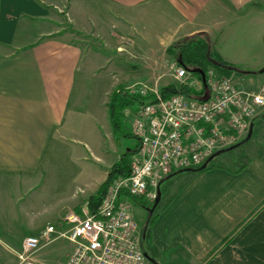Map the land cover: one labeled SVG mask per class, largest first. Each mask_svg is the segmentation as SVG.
I'll return each instance as SVG.
<instances>
[{"label":"crops","instance_id":"1","mask_svg":"<svg viewBox=\"0 0 264 264\" xmlns=\"http://www.w3.org/2000/svg\"><path fill=\"white\" fill-rule=\"evenodd\" d=\"M98 1L118 11L107 30L67 19L75 31L90 32L109 44L119 41L116 50L124 49L129 64L118 79L125 89L143 84L159 90L171 84L166 49L177 41L203 33L216 50L214 35L240 17L256 24L257 41L264 35V0ZM65 2L70 9L71 0H0V179H15L28 189L35 179H100L97 191L120 155L106 166L98 156L87 163L72 146L82 144L90 156L87 140L69 139L77 118L94 102V87L106 78L97 74V54L63 32L59 13ZM131 24L136 25L138 46L145 48L142 59L132 50ZM259 49V65L253 69L264 71V44ZM217 52L223 60L241 64L239 58ZM263 78L264 73L258 80ZM95 104L105 107L103 99ZM134 110L127 108L123 114ZM101 113L89 114L83 135L93 132L101 115L105 128H111L108 108L106 115ZM64 148L70 159L60 162L57 153ZM218 156L203 169L161 182L165 187L159 186L156 218L141 236V241L147 238L154 262L166 256L165 264H264V109L254 119L245 147L217 162ZM94 195L93 189L89 200L71 205L56 226Z\"/></svg>","mask_w":264,"mask_h":264},{"label":"built area","instance_id":"2","mask_svg":"<svg viewBox=\"0 0 264 264\" xmlns=\"http://www.w3.org/2000/svg\"><path fill=\"white\" fill-rule=\"evenodd\" d=\"M169 70L174 82L197 94L177 92L164 99L158 89L132 85L137 86L134 93L152 98L134 110L132 135L137 146L129 175L109 183L93 210L86 202L59 226L49 224L39 236H26L18 264H37L34 254L58 237L68 240L72 251L56 264H148L128 197L154 202L163 180L197 169L216 152L245 139L264 108V83L258 89H244L208 68L203 72L204 86L199 74L176 62L170 63Z\"/></svg>","mask_w":264,"mask_h":264},{"label":"rangeland","instance_id":"3","mask_svg":"<svg viewBox=\"0 0 264 264\" xmlns=\"http://www.w3.org/2000/svg\"><path fill=\"white\" fill-rule=\"evenodd\" d=\"M67 5L65 2L59 13L62 19L63 32L69 33V37L78 41L89 52L97 54L94 58H99L101 64L100 71L97 74L104 75L106 78L103 80V83L100 82V87H94V102L90 104L91 106L89 105L90 107L86 112V109L84 110L88 117H84V113L81 117L77 118L76 129L74 133L69 135L72 136L69 139L72 138L71 141L87 140L86 142L90 148V156L85 152L82 144L76 145L72 143V146L77 149V155L80 157L81 154H84L85 161L91 164L94 162L93 159H96L95 156H98L100 161H103V165L106 166V164L115 162L118 156L127 149L134 148L137 145V139L132 135L134 111H128L123 115L122 132L116 134L113 133L112 127L105 128L102 124L100 121L102 115L99 116L100 119L98 121L94 120L95 128L91 134L83 135L85 133L84 127L86 121L89 122L90 120V113L94 112V115L97 116L102 114L101 112L103 111L106 115V105L109 102L110 95L113 90L122 86L118 79L125 75L122 71L129 66L126 58L127 53L124 49L120 52L116 50V44L119 43L116 39L113 40V43L109 44L90 32L75 31L69 24L68 19L73 17L74 20L88 25L91 30L102 28L107 30L106 28L110 26V20H113L118 11L115 8L105 6L98 0H71L70 9L67 8ZM229 20L231 18L226 21L229 22ZM74 24L77 26L76 22ZM129 26L128 34L132 41H134L132 50L138 55L136 58L142 59L144 55L139 54L140 52L143 54V49L145 48L138 46L140 43L136 35V25L131 24ZM257 28L256 24L246 17H240L230 23L229 26L228 24H224L214 35V41L217 42V51L222 50V54L227 59L238 60L239 58L241 60V64L238 65L240 68H237L234 73L226 77L231 78L234 83L244 89H258L264 83V78L258 80L259 75L264 73V71L260 68L253 69L259 65L260 61L258 59L259 44H264V35L258 41L255 39L257 36L255 34ZM114 31L117 32L118 30L114 29ZM104 57L107 59L104 60ZM171 61L174 62V60ZM144 69L142 67L141 72H144ZM166 74L170 76V70L168 68ZM172 82L177 84V82ZM95 83L98 82L95 81ZM131 86L128 85L127 90L131 93L136 92L137 86ZM149 88L154 89V87ZM98 99H103V103L105 104L104 108L102 105H99V107L96 106L95 103ZM77 126L82 127V130H77ZM246 140L245 138L240 142V144H244L242 145L243 148L245 147ZM241 149L239 147L225 151L216 157L215 161H222L225 157L236 155ZM79 157H77L78 161L81 159ZM68 158L70 159L66 148L57 153L56 159L60 162ZM99 180L35 179L34 183L28 189L24 184L21 185L17 180L15 181V179H0V264H18V254L21 251L22 239L29 235L39 236L47 223H51L54 226L58 225L60 218L69 212L71 205L76 202L84 203L89 200V196L93 194V189L95 193L97 192L95 188L96 182H99ZM164 184L161 183L162 190L165 187ZM135 200V202L128 201L131 205L134 219L139 224V228L142 229L150 221L152 216L156 218L159 203L152 211L148 212V210L138 203L142 201V203L150 207L153 201L151 202L143 197H137ZM141 244L147 258H155V255L149 248L147 238L142 240ZM71 251L72 244L68 240L58 237L41 247L34 254L33 258L37 264H56L64 260ZM165 260H168V257L161 256V259H155V263L148 261V264H165Z\"/></svg>","mask_w":264,"mask_h":264},{"label":"trees","instance_id":"4","mask_svg":"<svg viewBox=\"0 0 264 264\" xmlns=\"http://www.w3.org/2000/svg\"><path fill=\"white\" fill-rule=\"evenodd\" d=\"M166 53L170 60H174V62H176L178 65L184 67L188 72L196 76H198L196 71L205 72L208 68H214L220 74L228 76L234 73L237 68H239L236 65L223 60L215 50L211 40L206 34L203 33L173 43L166 49ZM159 92L164 99L177 92L184 93L187 96H194L197 94L196 91L187 88L185 85L175 83L161 87ZM151 98L152 95L144 98L137 93L129 92L127 89L121 86L113 90L107 104L110 125L112 127L113 133L116 134L118 132H122L124 115L123 111L125 109H136L145 100ZM136 146L134 148H129L120 154L119 159L112 165L107 178L99 186V189L95 195L88 202L89 208L91 210L97 206L109 183H111L114 179L129 175L130 159L131 155L136 149ZM136 198L137 197H128V199L133 202L136 201ZM138 204L142 205L146 210H148V212H150L153 207V204L149 207L145 203H142V201ZM154 218L155 217L152 216L150 221H148V223H146L142 229H140L141 236L146 230L147 226L153 222Z\"/></svg>","mask_w":264,"mask_h":264},{"label":"water","instance_id":"5","mask_svg":"<svg viewBox=\"0 0 264 264\" xmlns=\"http://www.w3.org/2000/svg\"><path fill=\"white\" fill-rule=\"evenodd\" d=\"M196 72L200 75L201 80H202V82H203V85L205 86V79H204V73H203V71H196ZM252 126H253V125L250 126L249 132H248V134H247V136H246V139H247V140H248V139L250 138V136H251V133H252ZM239 145H240V142L237 143V144H235V145H233V146H231V147H229V148H227L226 150H222V151L216 152L213 156H211V157H210V158H209V159H208V160H207L202 166H200L199 168H197V169L185 170V171H196V170H199V169H203V168L206 167V165L209 163V161H211L215 156H217V155H219V154H221V153H223V152H225V151L232 150V149L238 147ZM159 200H160V189H159V187H158V189H157V195H156V198H155V200H154L153 207H152L151 211L157 206ZM144 254H145L146 258H147L146 253H144ZM147 260H148V261H151L152 263H155L153 259H148V258H147Z\"/></svg>","mask_w":264,"mask_h":264}]
</instances>
